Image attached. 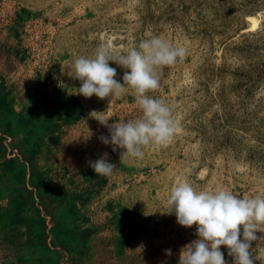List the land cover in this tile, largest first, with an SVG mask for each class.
I'll return each mask as SVG.
<instances>
[{
  "label": "rangeland",
  "instance_id": "374dc122",
  "mask_svg": "<svg viewBox=\"0 0 264 264\" xmlns=\"http://www.w3.org/2000/svg\"><path fill=\"white\" fill-rule=\"evenodd\" d=\"M152 36L186 49L147 93L179 128L143 159L122 157L98 139L109 136L99 120L142 117L134 92L85 98L74 61L103 43L125 54ZM109 66L126 86L130 69ZM0 89L12 99L0 110V264H179L199 237L167 212L172 186L264 195V0H0ZM57 93L79 101L77 120L56 119ZM30 109L57 125L52 133L25 122ZM105 152L116 168L99 176L88 161ZM262 231L253 264H264Z\"/></svg>",
  "mask_w": 264,
  "mask_h": 264
},
{
  "label": "clouds",
  "instance_id": "9594fccd",
  "mask_svg": "<svg viewBox=\"0 0 264 264\" xmlns=\"http://www.w3.org/2000/svg\"><path fill=\"white\" fill-rule=\"evenodd\" d=\"M186 54L184 47H175L167 40L152 36L142 40L137 47L117 55L106 43L101 44L94 58L83 56L74 61L73 77L82 82L78 94L85 98L93 95L100 99L120 97L130 88L135 95L142 117L136 120H121L109 125L108 119L99 120L109 129V136L98 139L111 145L112 151L126 149L122 157L143 159V149L148 146H166L176 135L179 124L173 118L170 107L163 99L153 98L148 92L159 88L158 69L174 65ZM115 62L130 72L123 75L122 86L114 77ZM96 175L110 176L116 166L109 162L105 152L98 159L88 161ZM168 213L173 211L177 223L185 228L197 225L198 239L186 244L180 251L179 264H225L220 247L226 246L234 264H253L250 254L251 242L257 239L255 233L264 228V195L239 198L229 189L220 187L215 191H197L187 181H180L171 187L167 197ZM243 226V239L241 236ZM264 232V231H262ZM264 239V238H262ZM171 256L170 249L165 250ZM256 259L257 256L255 257Z\"/></svg>",
  "mask_w": 264,
  "mask_h": 264
},
{
  "label": "trees",
  "instance_id": "16d2710c",
  "mask_svg": "<svg viewBox=\"0 0 264 264\" xmlns=\"http://www.w3.org/2000/svg\"><path fill=\"white\" fill-rule=\"evenodd\" d=\"M49 109L55 112V116L57 120L63 121H74L77 120L82 114V108L79 101L73 95H66L65 93L59 94L57 93L50 101H49ZM12 109V99L8 97V92L0 89V110L3 112H9ZM30 119L33 124H39L40 126H44L43 130L46 133H52L53 128L57 125H52L51 120L47 119L48 117H39L38 113L34 109H30L28 111ZM41 122V123H39Z\"/></svg>",
  "mask_w": 264,
  "mask_h": 264
}]
</instances>
